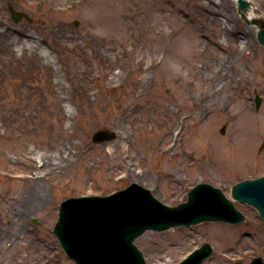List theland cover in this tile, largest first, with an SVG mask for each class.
<instances>
[{"label": "rangeland", "instance_id": "374dc122", "mask_svg": "<svg viewBox=\"0 0 264 264\" xmlns=\"http://www.w3.org/2000/svg\"><path fill=\"white\" fill-rule=\"evenodd\" d=\"M214 1L0 0V264H77L54 233L61 203L132 183L170 206L211 184L246 215L149 230L135 241L148 264H178L205 243L214 253L204 264L264 258V220L231 195L264 176V45L238 3ZM250 1L264 20V0ZM9 3L32 21H15ZM18 33L50 60L23 52ZM99 130L117 136L95 143ZM61 142L70 171L37 179L33 158ZM40 186L44 198L30 192Z\"/></svg>", "mask_w": 264, "mask_h": 264}, {"label": "water", "instance_id": "95a60500", "mask_svg": "<svg viewBox=\"0 0 264 264\" xmlns=\"http://www.w3.org/2000/svg\"><path fill=\"white\" fill-rule=\"evenodd\" d=\"M238 2L246 18L243 11L253 3L250 0ZM8 5L15 21L23 18L32 21L27 13L17 11L12 3ZM252 24L260 28L258 36L264 44V20L254 19ZM261 101L257 96V108ZM116 136L114 132L99 130L93 134V141L103 143ZM231 193L235 200L257 209L264 220V176L237 183ZM244 221V213L211 184H198L190 191L187 202L169 206L150 189L132 183L108 196L72 197L63 201L54 233L77 264H148L135 240L149 230L162 232L203 222L239 224ZM213 252V247L206 243L179 264H203ZM251 264H264V259L255 257Z\"/></svg>", "mask_w": 264, "mask_h": 264}, {"label": "bare ground", "instance_id": "6f19581e", "mask_svg": "<svg viewBox=\"0 0 264 264\" xmlns=\"http://www.w3.org/2000/svg\"><path fill=\"white\" fill-rule=\"evenodd\" d=\"M233 1L235 3H238L237 0H233ZM208 3L215 5L216 1L208 0ZM227 4H228V0H220L218 2V5L224 9L226 8ZM199 5H200V8H202V4H199ZM115 11H116L115 18L119 21L118 24L122 23L123 25L126 22V17L123 15V12H122L123 6L120 5L119 7L115 8ZM246 16L248 19L257 18L258 16L255 13V7H252L250 11L246 13ZM106 22H108V20ZM2 25L3 23L0 22V37H7L6 35L8 34L6 33V30L1 28ZM17 36L20 38L18 41V46L23 52L26 53L27 51H29L32 54L37 53L38 55L50 60L49 59L50 55L48 51L38 46L35 39H33V36H31L30 34H23V33L22 34L18 33ZM59 89L63 90V86L61 84H59ZM33 159L35 161V164L33 166L31 165V168H32V171L36 173L37 179L41 178L43 174H47L49 170H57V169L63 170L65 168L67 169V172L70 171L69 169L71 167L70 149L68 147L67 142H61L56 150V153L52 155L43 154V155L34 157ZM30 192H32L35 196L38 195V197L40 198L45 197L43 188L41 186L38 188H34V189L32 188ZM10 199L17 200L16 197L10 198ZM4 218H5L4 219L5 222L2 227L5 232H8L11 230V226L9 224L10 218L7 217L5 214H4ZM18 222L19 221L16 222L17 227L19 226ZM19 229L20 228H17V230ZM11 241H13V239Z\"/></svg>", "mask_w": 264, "mask_h": 264}]
</instances>
